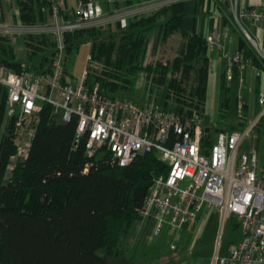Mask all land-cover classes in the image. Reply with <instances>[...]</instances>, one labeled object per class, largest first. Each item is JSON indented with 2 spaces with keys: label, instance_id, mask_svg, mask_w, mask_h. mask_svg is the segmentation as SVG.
<instances>
[{
  "label": "trees",
  "instance_id": "1",
  "mask_svg": "<svg viewBox=\"0 0 264 264\" xmlns=\"http://www.w3.org/2000/svg\"><path fill=\"white\" fill-rule=\"evenodd\" d=\"M136 1L140 0L125 3ZM205 1V11L209 13V0ZM56 2L15 0L17 14H11L10 18L25 25L43 23ZM202 2L194 0L193 24L188 32L182 28L183 1H179L128 17L124 27L115 24V31H107L103 38L100 36L106 32L105 27L65 33L64 64L78 39L90 40L87 85L92 83L99 93L115 96L119 91H127L136 75L144 72L150 75L149 92L165 88L163 108L183 114L195 110L201 115L209 69L206 36L195 30ZM227 18L232 19L231 13L222 17L224 24ZM3 21L0 2V22ZM153 29L160 42L175 32L180 34L182 41L170 62L143 63ZM23 43L26 62H18L11 38L0 36V64L16 72L27 68L44 72L43 65L55 52L50 35L25 34ZM236 51L243 61L249 59L259 65L242 33L238 35ZM32 60L29 67L27 62ZM90 63H96L97 67L88 69ZM232 73L236 74L234 67ZM218 89L222 97L217 112L223 120L229 92L225 65L219 75ZM4 100L5 92L0 86V126ZM244 111L242 104L236 125L228 130L244 127ZM38 116L26 158L16 162L9 173L5 167L14 151L11 119L6 120L0 132V264H110L122 257L121 237L141 220L138 211L147 190L153 179L166 174L167 165L151 151L118 166L110 164L107 150L99 148L91 158L92 165L82 172L89 159L83 141L72 149L75 118L69 122L61 120L46 102L41 104ZM212 142L209 132H204L201 146L206 150ZM233 224L236 227V222Z\"/></svg>",
  "mask_w": 264,
  "mask_h": 264
},
{
  "label": "built area",
  "instance_id": "2",
  "mask_svg": "<svg viewBox=\"0 0 264 264\" xmlns=\"http://www.w3.org/2000/svg\"><path fill=\"white\" fill-rule=\"evenodd\" d=\"M179 1L184 0H140L110 12L104 11L96 0H77L71 9L56 2L43 23L25 25L18 19L13 23L0 22V36L42 33L50 35L55 43L53 56L42 67L44 72L32 68L16 72L0 64L4 113L7 120L11 119L14 147L5 171L9 173L16 162L26 158L41 104L46 102L61 120L69 122L75 118L72 149L83 141L89 159L82 172L92 165L91 158L99 148L107 150L108 162L118 166L151 151L166 163V174L153 179L138 211L141 219L153 218L155 234L162 224L169 232H175L192 222L201 206H213L221 222L233 218L239 224L240 234L238 240L227 245L224 254L213 256L211 264H264V172L253 154L238 152L241 140L264 114V93L255 96L258 110L244 127L217 131L205 150L201 146L204 132L198 111L175 113L169 108L101 94L95 85L86 84V67L75 84L66 80L63 34L103 27L110 22L121 28L128 17ZM229 7L240 30L239 17L259 22L264 29V5L260 9L242 8L238 14L235 0L229 1ZM227 37L230 34L226 26L211 27L205 37L207 47L223 59L226 79L232 76L233 67L240 71L245 66L254 78L264 77V53L245 35L259 65L249 59L243 61L238 51L228 54L225 50L222 42ZM96 67V63L88 64V69Z\"/></svg>",
  "mask_w": 264,
  "mask_h": 264
},
{
  "label": "rangeland",
  "instance_id": "3",
  "mask_svg": "<svg viewBox=\"0 0 264 264\" xmlns=\"http://www.w3.org/2000/svg\"><path fill=\"white\" fill-rule=\"evenodd\" d=\"M188 1L191 0H184L183 3ZM0 2L4 13V21L6 23H13L10 16L14 14L17 9L14 5V0H0ZM66 3L68 5H73L74 0H66ZM203 15L204 14L199 13L197 17L201 20L203 33H206L209 16ZM212 15L215 17L216 14L213 13ZM192 17V13L185 10L184 20L191 19ZM103 27H105L106 32L102 34L100 38H103L108 32H113L116 29L114 22H110ZM156 33L157 31H154V34L148 39L143 59L144 64H153L155 61H161L162 63H166L167 61L170 62L175 56L182 41L179 36L166 40L165 42H160L158 37H156ZM23 36L24 33H22V35L17 34L9 37L11 38L14 58L18 62H26ZM233 39L235 40V37ZM89 46L90 40L84 41L78 39L76 44L71 47L68 52L64 64L68 83L75 84L81 78L87 65L86 56L89 52ZM226 46L228 47V45ZM206 56L210 57L212 61L211 70L216 71L215 67L216 64L220 62L219 58L213 54L210 48H207ZM27 63L29 67H32L33 60ZM230 83L231 88L227 95L228 108L224 119L220 120L217 112L218 103L221 99V94L218 89H216L215 92V99L211 111L208 112L207 115H204L202 119V123L209 126V135L213 139L216 136L214 129H227L231 126H235L238 120L240 106L236 103V97L239 93L240 77L233 75ZM150 88V75L140 72L136 75V80L133 81L127 91H119L115 93V96L125 98L136 104H153L157 107H162L165 88L162 86L153 90L152 93L149 92ZM246 97L244 101L247 108L246 116L248 118L246 117V119H249V116L253 113V95L248 91ZM3 114L0 132L4 129L7 120L5 113ZM257 165L258 167L263 166L264 168V133L261 135L260 156ZM218 213L217 208L213 206L205 209L202 215L201 226L195 228V224L186 225L181 231V233H183L180 235V238L175 240L176 242L172 240L171 232H169L165 224H162L157 234H155L154 231L153 233L149 231L146 234L143 227L140 229L132 228L125 236L121 237L120 243L124 248L122 257L110 262V264H194L197 260L196 258H208L211 263L216 249L218 248L219 250V248L225 245L227 238H231L228 232L227 221L221 222ZM134 224L139 225V221ZM230 232L232 237H234L238 233V230L232 229Z\"/></svg>",
  "mask_w": 264,
  "mask_h": 264
},
{
  "label": "crops",
  "instance_id": "4",
  "mask_svg": "<svg viewBox=\"0 0 264 264\" xmlns=\"http://www.w3.org/2000/svg\"><path fill=\"white\" fill-rule=\"evenodd\" d=\"M96 1L103 7V9H104V5H106L104 11H107V12H110L111 10H119L123 7L128 6V4L125 3L128 0H106L107 2H105V3L102 2L103 0H96ZM229 1L230 0H209L208 1L209 13H208L205 11L206 10V1L203 0V2L201 3V5L198 8V14L200 13V14H204L203 16H209V22L207 24L206 33H203L202 26H201L202 25L201 20H199L197 17L196 21H195L196 22L195 23V30L197 32L201 33L203 36H206L209 33L211 27H213V26H221V27L226 26L229 29L230 37H227L226 39H224L222 43L224 45L225 50L228 52V54H232L234 51H236V49H237V38H238L239 33H242L243 36L247 35L248 38L255 44L257 49L260 52L264 53V29L262 28V26L259 22H252L250 20L239 17L238 21H239L240 26L243 29L242 31L237 27V25L233 22L232 19L227 18V24L223 23L222 17H224V16L227 17V14L231 13L230 7H229ZM57 2L59 4H61L65 9H71L75 4V0H74L73 5H68L66 3V0H57ZM232 2H233V0H232ZM14 5H15V1H14ZM263 5H264V0H235V9H236L237 14L239 13V11L242 8L250 7V8L260 9V8H262ZM185 10L189 13L191 12L192 15L194 14V0L183 3L184 15H183V19H182V28L186 32H188L192 28L193 23H192V18L191 19L189 18L188 20H184ZM213 13L216 14L215 17H213V15H212ZM154 31H156V30L153 29L150 32L149 37L152 34H154ZM179 36H180V34L178 32H175L172 35H170V37H168L167 40H170L172 38L179 37ZM234 37H235V40L233 39ZM226 45H228L229 48ZM212 51H213V54L219 58L220 62H219V64H216V67H215L216 71H212L211 70L212 69V61H211L210 57L207 56L208 62H209V69L207 71V76H206L204 102H203V106H202V114L200 117V123H201V127H202L203 132H209L210 131L209 126L207 124L202 123V119H203V116L207 115V113L210 112L212 109L214 99H215V92H216V89H218L219 75H220V73L223 69V65H224L223 60L219 56V54L215 50H212ZM87 56H88V54H87ZM233 75L236 77L237 76L240 77V88L238 91L239 93L236 97V99H237L236 103L239 106H242V104H244L245 111L243 112V117H244L243 120H244V122H246L247 120L249 121L258 110V106L255 102V96L260 92L264 93V77L259 76L257 78H254L251 69L247 66H245L240 71L236 70V74L232 73V76ZM232 76L230 77L229 80L226 79V83L228 84L229 90L231 88L230 81H231ZM218 91H219V89H218ZM248 91L251 92L253 95V108H252L253 113L251 114V116H249L250 117L249 119H246L247 108H246V104L244 101L247 98L246 96L248 95ZM238 116H239V114H238ZM231 127H234V126H231ZM263 127H264V114L261 116V119L259 120V123L257 124V126H255L251 130V132L241 140V142L239 143V146H238V152H246L249 154H253L255 156L257 162H258V159L260 156L261 135L264 133ZM228 129L229 128L219 129V130L214 129V131L215 132H217V131L226 132V131H228ZM260 168H262V170L264 172L263 166L262 167L260 166ZM205 209H207L205 206H201V208L197 212L195 219L192 222L185 224L184 226H182L177 231L172 232L171 233L172 240L175 241V240L180 238V235H182V233H183V232L181 233V231L186 227V225L195 224V228H198L199 226H201L202 215L204 214ZM217 212H218V210H217ZM142 221H143V223H142ZM224 221H227L228 232H229L231 238H227L225 245H223L221 248H219V250L217 248L214 255L224 254L226 251L227 245L230 242H233V241H236L239 239V234H240L239 224L233 218H226L223 220V222ZM234 222H236V227H233ZM142 227H143L144 232L146 234L149 231H152V233H153V230H154L153 218L149 217L146 219H141L139 221V225L134 224V226H133V228H135V229H140ZM232 229L238 230V233L234 237H232L231 232H230V231H232ZM196 259L197 260L195 261L194 264H211L212 263V261L210 263L208 258L207 259L196 258Z\"/></svg>",
  "mask_w": 264,
  "mask_h": 264
}]
</instances>
